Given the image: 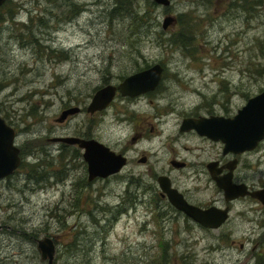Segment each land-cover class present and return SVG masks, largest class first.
Returning a JSON list of instances; mask_svg holds the SVG:
<instances>
[{
	"label": "rangeland",
	"instance_id": "1",
	"mask_svg": "<svg viewBox=\"0 0 264 264\" xmlns=\"http://www.w3.org/2000/svg\"><path fill=\"white\" fill-rule=\"evenodd\" d=\"M169 14L177 22L164 30ZM155 63L164 66L159 89L140 99L143 109L129 105L147 112L146 127L177 134L182 113L202 105L201 113L236 112L264 90V0H171L168 7L152 0H7L0 8V115L16 127L23 148L19 169L0 180V264H47L37 248L46 236L56 243L55 264H256L264 250L260 219L232 212L209 233L182 214L161 218L167 201L158 206L154 197L158 174L194 185L190 169L169 164L175 152L203 163L219 157L221 143L213 150L212 141L163 133L150 148L138 145L136 154L149 156L134 168L150 173L144 194L142 187L126 191L131 165L117 178L86 183L75 157L49 152L50 138L86 129L85 113L58 121L66 108L90 103L98 88ZM151 105H175L179 115L161 123L165 108ZM99 122L98 137L117 140L114 110ZM239 158L246 183L264 185V140ZM52 166L67 167L62 181L47 174Z\"/></svg>",
	"mask_w": 264,
	"mask_h": 264
},
{
	"label": "flooded vegetation",
	"instance_id": "2",
	"mask_svg": "<svg viewBox=\"0 0 264 264\" xmlns=\"http://www.w3.org/2000/svg\"><path fill=\"white\" fill-rule=\"evenodd\" d=\"M161 64V63H160ZM151 66V65H150ZM163 66V64H162ZM149 67V66H148ZM147 68V67H146ZM163 71H164V66H163ZM162 79H163V74H162ZM121 83V82H120ZM118 83L117 85L110 84L108 83L107 85H114L118 87L120 84ZM160 85V84H159ZM106 86V85H105ZM102 86L101 88H103ZM98 88L96 92L101 89ZM159 88L157 87L153 91H149L144 94H140L137 96H130V95H124L121 93V91L117 88L115 95L111 102L108 104V106L102 110H97L94 112L89 111V107L91 106V102L88 104H81L78 103L76 106H70L68 108H64V111L70 110L72 108L77 109L74 113L70 114L68 113L67 117L63 120L64 122L68 121L72 116H75L79 113H85L87 115V119L83 121V124L86 129L84 131H76L72 134H66V135H59V136H54L48 140V142L51 143L50 151L49 152H54L57 151L56 157L59 160L63 159L65 156L72 155L76 159V163L74 164V167L77 168H82L84 166V169L86 171V174L81 177V179L86 180V183H93L94 181L101 179V180H110L112 178H117L118 176H121L123 174V169L126 168L127 166L131 165L130 169L128 171V188L127 192H130V189L133 187L135 189L142 187L143 189V194L146 193L148 189H150V186L147 185L145 179L147 176H150V173L148 172L147 175L143 171H139L138 173L135 172L134 168L136 165H145L149 161V156L148 154L142 153L140 155L136 154V151H138L137 146L140 144L145 145L147 148H150L152 146V139H155L158 141V137L164 133L169 135H173L176 137V135H191L194 137H199L203 140H208L212 141L211 148L214 150L213 142L221 143V152L219 153V157L208 159L204 161L203 163H200L198 161L196 164L190 163L189 159L187 157L185 158H179L177 152H175V155L169 159V164L173 169L176 170H186L190 169L191 175L187 173V177H192V181L194 182L193 187L191 188H184L183 186L185 185V182L182 181V177L178 179H174L170 174H158L155 175L156 181L158 183L159 187V192L154 193L155 199L158 201V206L160 201H167L165 203L166 206L163 205V207H166V210L161 211V218L166 219V218H178L180 214H182L185 218L188 220L193 221L197 225H199L202 229L205 231L211 233L212 230L215 232L230 222L232 215V212H236L238 219L240 220H247V216L250 218H253L251 220H254L256 218L260 219L259 220V228L262 229V234L264 236V196L263 198H257L253 196L252 194H245V195H240L235 198H230L228 199L226 195V191L223 187H221L218 184V179L223 178L225 176H230L231 180L234 184H245L247 187V191L254 192V191H259L264 189V185H261L259 187H255L253 185H249L246 183L245 179L243 176H240L238 173L239 170V163H240V154L242 153H234V152H225L224 151V143L220 140H213L205 135H200L197 133L195 128L188 129V130H181V125H180V130H178L177 134L172 133V131H168L167 129H162L161 131L150 124V127H146L147 121V112L144 111L145 116H143V112L139 113L136 109H132L131 106L129 105H136L138 108L143 109L144 106H146L145 102H141L140 99L146 95H151L152 92H156ZM95 92V94H96ZM94 94V95H95ZM93 95V97H94ZM92 97V99H93ZM120 98L125 99V105H121L122 103H115L116 100ZM91 99V101H92ZM151 104V102H149ZM157 108L164 107L163 105H151ZM244 106V105H243ZM242 106V107H243ZM206 105H202V107L197 106L193 110L192 113H182V120L181 124L184 119L186 118H199V117H210V116H223V117H234L238 110L241 108L239 107L236 112L231 113L230 111H227L224 114L216 113L214 110H210L206 113H201V110H205ZM165 110L161 113L157 118H159V121L163 123V121H167L168 119L171 120L174 116H178V108H176L175 105H169L168 107H164ZM111 109L114 110L115 112V120L119 124L118 126L121 128V130L118 133L117 140L115 141H108V140H103L98 137L97 131L101 129V123L99 121H105V119L109 118L110 111ZM181 114V113H180ZM165 117L166 119L163 120L162 118ZM59 121V120H58ZM60 121V122H63ZM8 123V122H7ZM9 124V123H8ZM13 126V125H11ZM16 130V134H18V131L15 126H13ZM128 129V130H126ZM126 130V131H125ZM171 132V133H170ZM61 136H75L87 140H97L108 147H110L113 151H115L117 154H121L123 157H125V164L122 166V168L114 173L111 174L107 177H95L92 180L89 178V171H88V163L86 159L84 158V150L82 147H80L79 143H68V142H63V141H58L54 140V138L61 137ZM128 137H130L129 142H128ZM17 139V136H16ZM154 140V141H155ZM153 141V142H154ZM260 142L258 146L261 144ZM17 144V143H16ZM120 144L119 148H116ZM18 145V144H17ZM19 146V145H18ZM257 146V147H258ZM256 147V148H257ZM20 148V154L23 158V148ZM216 148V147H215ZM255 148V149H256ZM254 150V149H253ZM252 151V150H250ZM247 152V151H245ZM243 152V153H245ZM135 155L133 156V154ZM138 155V156H137ZM83 158V160H81ZM53 158L52 160H54ZM234 164L233 169H231V165ZM194 166V167H193ZM66 166H63L61 169H57L56 167H50L48 170V175H53L57 180L62 181L65 177L64 175V170L66 169ZM19 169V168H18ZM138 174V176H136ZM38 176V175H37ZM36 176V178H37ZM41 177V176H39ZM160 177H168L171 182V187L176 188L183 196L184 198L190 203L193 204L197 207H200L202 209H208L211 207H217L220 209H228V217L227 219L217 228H211L208 226L203 225L200 223L198 220L194 219L192 216L188 215L187 213L183 212L182 210L176 208L171 201L168 198V195L166 192L162 191L161 184L159 182ZM123 178H127V176L123 175ZM186 179V178H185ZM88 180V181H87ZM83 187V186H81ZM134 189V190H135ZM133 190V193L136 192ZM132 193V192H131ZM264 195V194H262ZM140 198L135 195V199ZM124 199V198H123ZM173 210L178 211L177 213H170ZM160 217V215H157ZM245 218V219H242ZM262 219V220H261ZM250 220V219H248ZM231 232H234L233 229H230ZM229 231L228 234H231ZM263 236L261 237L260 241L258 244L261 246L262 243H264V238ZM166 242V241H165ZM166 248L168 247V243H165ZM256 264H264V250L260 251L258 253V258L256 261Z\"/></svg>",
	"mask_w": 264,
	"mask_h": 264
},
{
	"label": "water",
	"instance_id": "3",
	"mask_svg": "<svg viewBox=\"0 0 264 264\" xmlns=\"http://www.w3.org/2000/svg\"><path fill=\"white\" fill-rule=\"evenodd\" d=\"M7 0H0V7ZM154 3L170 6L171 0H152ZM175 15H167L162 27L168 29L176 23ZM163 66L160 63L149 68L135 72L126 77L118 87L107 85L99 89L94 95L89 111L102 110L108 106L113 99L116 89L122 94L137 96L155 90L161 82ZM77 109L72 108L63 111L59 121H63L68 113L72 114ZM195 128L197 133L205 135L213 140L224 143L225 152L243 153L255 149L264 140V90L250 97L247 103L241 107L234 117L210 116L199 118H186L181 124V130ZM16 132L0 115V180L11 175L20 166L22 158L20 149L15 144ZM54 140L79 143L84 150V158L88 163L89 178L107 177L118 172L125 164V157L117 154L107 145L97 140H87L75 136H61ZM234 164L231 165L233 169ZM162 191L166 192L171 203L178 209L192 216L205 226L211 228L219 227L228 217V209L211 207L202 209L190 204L184 196L171 187L168 177H160ZM218 184L226 191L228 199L235 198L247 193L255 197L263 198L264 189L259 191H247L245 184H234L230 176L218 179ZM264 200V199H263ZM37 248L41 260L47 264H55L57 248L55 241L50 237L37 239Z\"/></svg>",
	"mask_w": 264,
	"mask_h": 264
},
{
	"label": "trees",
	"instance_id": "4",
	"mask_svg": "<svg viewBox=\"0 0 264 264\" xmlns=\"http://www.w3.org/2000/svg\"><path fill=\"white\" fill-rule=\"evenodd\" d=\"M5 5V4H4ZM3 5V6H4ZM135 12V17L139 20V21H141L142 23H145V21L143 20V18L144 17H140L139 15H138V13L136 12V11H134ZM128 14V13H127ZM128 15H131V14H128ZM4 20V19H3ZM3 20L1 21V22H3ZM38 164H43V163H38ZM40 166H38V168H39ZM46 167V165L44 166V168ZM42 172V171H41ZM34 173H36V171H34ZM29 175L31 176V178L33 177V176H35L33 173H29Z\"/></svg>",
	"mask_w": 264,
	"mask_h": 264
}]
</instances>
